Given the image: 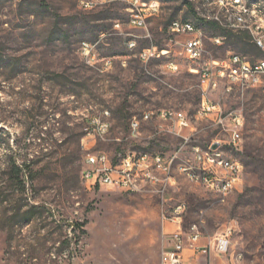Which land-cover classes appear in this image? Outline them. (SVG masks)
Here are the masks:
<instances>
[{
  "label": "rangeland",
  "instance_id": "1",
  "mask_svg": "<svg viewBox=\"0 0 264 264\" xmlns=\"http://www.w3.org/2000/svg\"><path fill=\"white\" fill-rule=\"evenodd\" d=\"M139 1L0 0V264H161L181 206L184 232L196 227L206 238L231 228L233 264H264V87L213 94L245 119L239 148L228 145L219 128L198 119L202 82L183 55L186 38L169 28L190 21L208 38L227 35L222 47L207 41L206 59L258 57L193 15L190 5L196 12L202 0ZM142 5L159 9L142 13L146 26L136 28ZM154 47L169 53L143 61ZM172 61L178 73L167 70ZM163 110L191 118L195 131L181 133L188 142L171 122L145 119ZM94 117L111 124L105 139L86 137ZM213 141L244 166L241 185L226 197L178 171L192 146ZM95 152L178 155L175 181L140 192L90 190L82 170Z\"/></svg>",
  "mask_w": 264,
  "mask_h": 264
},
{
  "label": "built area",
  "instance_id": "2",
  "mask_svg": "<svg viewBox=\"0 0 264 264\" xmlns=\"http://www.w3.org/2000/svg\"><path fill=\"white\" fill-rule=\"evenodd\" d=\"M140 5L139 0H135ZM132 20L136 28L146 26L142 13L157 12L159 7L142 5ZM202 22L214 24L226 34L247 33L254 46L263 56L250 58L248 55L232 53L227 59H206V43L209 40L217 47L227 41H219L218 34L208 38L206 32H195L184 27L170 26L169 31L176 36L186 38L183 46L184 57L195 66L189 71L200 77L202 82L201 106L198 119H206L229 137L228 145L236 149L242 142L244 116L238 110H225L213 100V94L224 87L232 89H248L264 87V13L249 9L246 4H234L230 0H202V8L196 11ZM135 46V43L132 44ZM89 44H84L88 50ZM169 51L154 47L144 50L140 57L143 61L166 56ZM245 63H252V70H245ZM171 73H178L180 65L169 62L166 66ZM226 85V86H225ZM108 114V113H107ZM156 117L163 122H171L179 130L178 135L187 142L190 137L181 133L193 130L191 118L183 112L163 110L155 114L145 115V119ZM140 122H132V130L137 133ZM111 124L94 117L88 124L86 137L105 139L110 133ZM217 144V156L209 157V149ZM193 158L178 166V171H190L194 183H199L206 190L224 196L238 189L243 181L244 166L240 161L228 157L221 141H213L208 147L192 146ZM178 155L147 152V156H139V152H128L118 158H111L105 152L89 153L82 170V179L90 190L99 188H115L126 192H140L148 187H166L175 181L174 164ZM182 206L175 210L176 216L171 219L179 223V229L164 237V249L161 264H233L231 246L233 230L227 228L214 237H206L194 227L191 232H184L180 223ZM165 219V218H164ZM190 253L188 256L186 253Z\"/></svg>",
  "mask_w": 264,
  "mask_h": 264
},
{
  "label": "bare ground",
  "instance_id": "3",
  "mask_svg": "<svg viewBox=\"0 0 264 264\" xmlns=\"http://www.w3.org/2000/svg\"><path fill=\"white\" fill-rule=\"evenodd\" d=\"M234 4H246L249 6V9L258 10V13H264V0H230ZM185 28L190 29L195 32H203V29L190 21H181ZM171 26H178V21H174ZM219 41H223L222 38L218 37ZM91 48V47H90ZM111 65V64H110ZM245 70H252V63H245ZM139 156H147V153H139ZM217 149H209V157H216ZM185 174L191 181L194 182V176L191 175L190 171H181ZM199 184V183H196ZM200 185V184H199ZM209 191V190H208ZM229 194H225V197Z\"/></svg>",
  "mask_w": 264,
  "mask_h": 264
},
{
  "label": "trees",
  "instance_id": "4",
  "mask_svg": "<svg viewBox=\"0 0 264 264\" xmlns=\"http://www.w3.org/2000/svg\"><path fill=\"white\" fill-rule=\"evenodd\" d=\"M190 8H191V12L193 13L194 16H196V12L195 10L193 9V7L190 5ZM198 19V18H197ZM200 20V19H199ZM201 21V20H200ZM202 22V21H201ZM204 24H207L209 26H211L213 29H216V30H221L218 26L214 25V24H208V23H205V22H202ZM245 34V33H244ZM247 35V34H246ZM230 36L232 37H235L237 39V42L243 47L244 49V52L245 53H249L251 51L255 52V56L256 57H262L263 54L262 52H260L255 46L254 44L251 42V38L250 36L247 35L244 36L242 35V33L240 34H233V33H230ZM226 37V41H228V37L227 35L225 36Z\"/></svg>",
  "mask_w": 264,
  "mask_h": 264
},
{
  "label": "water",
  "instance_id": "5",
  "mask_svg": "<svg viewBox=\"0 0 264 264\" xmlns=\"http://www.w3.org/2000/svg\"><path fill=\"white\" fill-rule=\"evenodd\" d=\"M217 147H218V145H217V144H215V145L213 146V149H217Z\"/></svg>",
  "mask_w": 264,
  "mask_h": 264
}]
</instances>
